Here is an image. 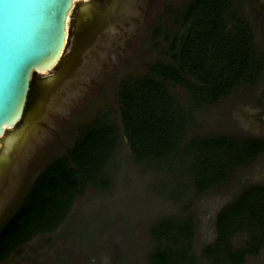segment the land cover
Segmentation results:
<instances>
[{"label": "rangeland", "instance_id": "rangeland-1", "mask_svg": "<svg viewBox=\"0 0 264 264\" xmlns=\"http://www.w3.org/2000/svg\"><path fill=\"white\" fill-rule=\"evenodd\" d=\"M191 1L75 2L61 60L49 73H32V97L23 117L0 137V225L81 128L102 119L113 125L116 143L99 172L72 193L60 222L31 235L0 264H154L158 249L170 250L173 264H231L216 249V215L247 187L264 185V152L197 188L201 157L192 143L264 136V0H226L241 19L237 26L241 21L249 32L257 62L252 72L212 102L163 81L181 120L167 154L136 158L120 115L122 81L136 82L150 74L151 63L167 60L173 37L185 29L181 18ZM228 11L221 13L225 28H236ZM160 220L172 224L165 237L152 232ZM181 223L188 224L190 235L176 230ZM250 232L243 226L234 230L229 247L244 248ZM239 264H264V246Z\"/></svg>", "mask_w": 264, "mask_h": 264}, {"label": "trees", "instance_id": "trees-1", "mask_svg": "<svg viewBox=\"0 0 264 264\" xmlns=\"http://www.w3.org/2000/svg\"><path fill=\"white\" fill-rule=\"evenodd\" d=\"M226 0H192L181 18L184 31L174 36L167 60L150 64V74L140 80L122 81L119 106L130 150L136 158L163 156L174 147L181 120L163 81L186 87L196 99L212 102L257 65L247 28L237 22ZM229 10L235 27L225 28L221 13ZM228 17V16H227ZM33 84L26 104L30 101ZM116 143L113 125L102 119L81 128L68 151L44 166L35 176L14 211L0 225V261L36 232H47L64 216L69 198L78 186L90 181L103 167ZM201 157L197 164V188L224 177L233 164L241 163L264 149L263 138L237 140L229 136L205 137L192 143ZM216 249L231 264L264 246V185L249 186L216 215ZM250 228L244 248L231 249L234 230ZM172 224L160 220L152 232L165 237ZM190 235L188 224L176 225ZM209 252V248L205 251ZM168 249L153 254L154 264H173Z\"/></svg>", "mask_w": 264, "mask_h": 264}, {"label": "water", "instance_id": "water-1", "mask_svg": "<svg viewBox=\"0 0 264 264\" xmlns=\"http://www.w3.org/2000/svg\"><path fill=\"white\" fill-rule=\"evenodd\" d=\"M76 1L0 0V137L22 119L32 73H49L61 60Z\"/></svg>", "mask_w": 264, "mask_h": 264}, {"label": "bare ground", "instance_id": "bare-ground-1", "mask_svg": "<svg viewBox=\"0 0 264 264\" xmlns=\"http://www.w3.org/2000/svg\"><path fill=\"white\" fill-rule=\"evenodd\" d=\"M69 11L70 9L68 10V13H67V19H66V25H65V28H67V23H68V18H69ZM54 62V60L52 61V63ZM46 67L48 66H40V67H37V71L39 72H44V70L46 69ZM14 120H11L9 123L11 124Z\"/></svg>", "mask_w": 264, "mask_h": 264}, {"label": "flooded vegetation", "instance_id": "flooded-vegetation-1", "mask_svg": "<svg viewBox=\"0 0 264 264\" xmlns=\"http://www.w3.org/2000/svg\"><path fill=\"white\" fill-rule=\"evenodd\" d=\"M49 78H52V77H49ZM245 138L246 139H248V138H263L264 139V136L263 135H260V136L248 135V136H245ZM245 138H242V139H245ZM263 152H264V149L260 152V154H262Z\"/></svg>", "mask_w": 264, "mask_h": 264}]
</instances>
